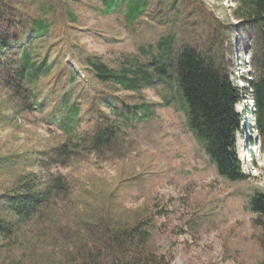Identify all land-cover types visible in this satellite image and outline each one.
Masks as SVG:
<instances>
[{"label": "rangeland", "instance_id": "rangeland-1", "mask_svg": "<svg viewBox=\"0 0 264 264\" xmlns=\"http://www.w3.org/2000/svg\"><path fill=\"white\" fill-rule=\"evenodd\" d=\"M131 1L143 5L134 19ZM237 8L235 0H117L110 11L106 0H0V159L9 169L0 192L28 172L69 183L31 231L37 253L95 239L107 221L142 222L159 264H264V215L248 207L264 192L262 150L248 161L258 132L244 121L238 136L246 179L219 175L188 127L173 67L186 46L242 90L262 61L257 29ZM33 20L46 26L38 37ZM22 50L46 75L18 77ZM92 63L127 70L136 85L102 82ZM126 110L135 116L122 124L116 112ZM97 126L105 133L95 140ZM62 144L71 146L63 164L54 152Z\"/></svg>", "mask_w": 264, "mask_h": 264}, {"label": "trees", "instance_id": "trees-1", "mask_svg": "<svg viewBox=\"0 0 264 264\" xmlns=\"http://www.w3.org/2000/svg\"><path fill=\"white\" fill-rule=\"evenodd\" d=\"M116 1L106 0L107 11L112 9ZM235 1L238 6L236 15L243 9L247 21L256 27L259 36L258 49L261 50L259 55L262 62L255 77L247 79L241 90L231 83L228 75L214 69L206 56L186 46L177 52L173 66L186 106L188 127L201 142L218 174L229 181L246 179L237 156V141L242 133L243 116L235 107L243 99V95L247 96L249 89L255 102V129L264 155V0ZM128 11V15L134 19L143 11V5L131 1L128 3ZM45 29L42 21L31 22L33 37L42 35ZM164 39L160 43L166 41ZM255 58L252 57V60L255 61ZM91 65L95 76L102 82L121 84L125 89L136 85L127 76V70L115 72L103 63ZM15 71L22 80L31 82L34 78L46 75L48 68L43 62H33L29 53L22 50ZM154 71L158 75H166L164 65L155 67ZM128 114L131 119L135 116V113L128 110L116 112L122 124L126 123ZM60 126L65 130V125L60 123ZM95 132V140H98L104 136L105 129L97 126ZM70 150L71 146L62 144L54 152L59 158L63 156V164ZM4 164L5 161L0 159V174L9 173ZM68 189L69 183L64 175L53 174L45 181L35 172H28L19 174L16 184L0 192V264H159L149 246L152 226L142 222L129 227L119 221L112 224V221H107L95 239L90 236L78 246L60 248L54 256L46 251L37 253L34 243L40 240L32 238L31 231L37 225L41 226L40 223L45 220V211L51 199ZM248 207L251 212L264 215V192L252 194ZM46 237L50 236L46 234Z\"/></svg>", "mask_w": 264, "mask_h": 264}, {"label": "bare ground", "instance_id": "bare-ground-1", "mask_svg": "<svg viewBox=\"0 0 264 264\" xmlns=\"http://www.w3.org/2000/svg\"><path fill=\"white\" fill-rule=\"evenodd\" d=\"M249 162H251L252 160H251V158H249V160H248Z\"/></svg>", "mask_w": 264, "mask_h": 264}]
</instances>
